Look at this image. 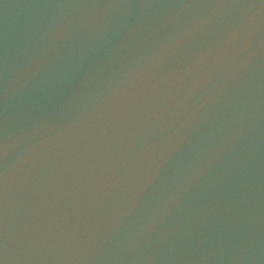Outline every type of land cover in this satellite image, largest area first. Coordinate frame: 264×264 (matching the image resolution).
<instances>
[{"label":"water","instance_id":"water-1","mask_svg":"<svg viewBox=\"0 0 264 264\" xmlns=\"http://www.w3.org/2000/svg\"><path fill=\"white\" fill-rule=\"evenodd\" d=\"M0 264H264V0H0Z\"/></svg>","mask_w":264,"mask_h":264}]
</instances>
